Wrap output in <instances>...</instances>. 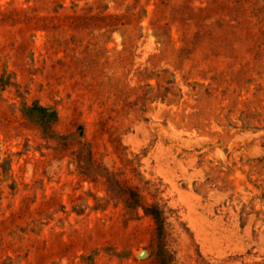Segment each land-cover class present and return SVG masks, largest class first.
Returning <instances> with one entry per match:
<instances>
[{"label":"rangeland","instance_id":"obj_1","mask_svg":"<svg viewBox=\"0 0 264 264\" xmlns=\"http://www.w3.org/2000/svg\"><path fill=\"white\" fill-rule=\"evenodd\" d=\"M0 10V236L23 249L0 264H156L155 204L178 264H264V0ZM59 13L76 21L51 54L45 31L21 32ZM33 245L50 249L34 263Z\"/></svg>","mask_w":264,"mask_h":264},{"label":"trees","instance_id":"obj_2","mask_svg":"<svg viewBox=\"0 0 264 264\" xmlns=\"http://www.w3.org/2000/svg\"><path fill=\"white\" fill-rule=\"evenodd\" d=\"M8 11L12 13H22L24 10H20L18 8L8 9ZM5 11L0 10V26L6 25L4 19L1 18V14ZM7 12V11H6ZM76 16L67 13H59L53 16H46L42 18H28L24 22V26L21 28L22 33H27L32 30H43L46 32L47 40L45 43L47 53L51 54L54 49L59 45L62 47L65 44H69V38L66 36L69 30L74 29L73 25L76 21ZM66 42V43H65ZM29 46L28 40H25L23 47L27 48ZM11 74L7 70L0 76L1 85L6 87L11 82ZM43 112L41 114V119H47V121H51L52 111H49V108L41 107ZM48 112V114H47ZM50 113V114H49ZM56 120H59V115L57 113ZM63 137V136H62ZM57 145H60L62 142L56 140ZM67 143L64 142V145ZM93 153V152H92ZM90 154V152H89ZM94 154L92 155V159ZM12 160H8L9 165H11ZM93 165L97 163L96 160L93 159ZM102 170L106 171V174L110 176L117 185L114 189H120V191L128 193L131 199L136 200L141 198V192L138 189L133 188L128 184V182L123 183L114 173H110V171L106 168H102ZM129 207H131L129 205ZM139 207V204L137 205ZM146 215H150L154 220V230H153V238L147 248L150 251V256L153 257L156 264H178L176 259L175 251L170 245L169 240V224L167 222V216L165 215V210L162 209L158 204H155L152 208H145ZM3 225H6L7 221H2ZM8 228V227H7ZM6 228V229H7ZM12 237L9 240H6L4 235L0 236V256L3 255L7 251H12L13 253H21L23 251L22 246L18 247L15 235L10 234ZM35 245V244H34ZM31 246L35 247V250H28V253L34 254V262H38L46 257L47 252L45 248H38L39 246ZM20 254H18L19 256ZM11 259V256L7 257ZM32 264V263H30Z\"/></svg>","mask_w":264,"mask_h":264}]
</instances>
